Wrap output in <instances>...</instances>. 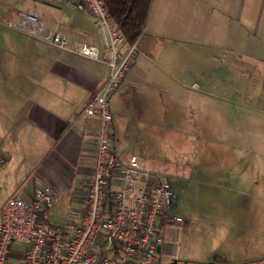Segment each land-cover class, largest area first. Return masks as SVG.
<instances>
[{
  "label": "crops",
  "instance_id": "crops-1",
  "mask_svg": "<svg viewBox=\"0 0 264 264\" xmlns=\"http://www.w3.org/2000/svg\"><path fill=\"white\" fill-rule=\"evenodd\" d=\"M17 13L5 12L3 20ZM73 27L90 39L62 30L70 44H93L103 55L94 21L77 18ZM22 35L0 28V208L14 194L31 198L37 186L59 195L82 190L69 233L85 207L100 125L83 108L108 66ZM138 42L109 99L115 155L134 154L152 172L187 185L251 191L249 203L264 207V0H152ZM220 55L225 65L214 82ZM198 143L206 151L195 153ZM253 222L251 234H214L222 242L210 254L178 255L173 264H264V216L256 213ZM231 237L251 239L254 251L233 250L229 259Z\"/></svg>",
  "mask_w": 264,
  "mask_h": 264
},
{
  "label": "built area",
  "instance_id": "built-area-1",
  "mask_svg": "<svg viewBox=\"0 0 264 264\" xmlns=\"http://www.w3.org/2000/svg\"><path fill=\"white\" fill-rule=\"evenodd\" d=\"M75 6L93 16L103 39L102 56L96 45L70 44L56 22L34 10L18 12L5 25L30 39L108 66L103 84L83 108L84 113L100 120L85 207L80 222L68 233L49 221L59 192L37 186L29 199L12 195L0 208V264H9L12 250L20 253L19 264H159L161 255L173 256L176 249L175 240L166 235L178 228L171 219L183 220L166 213L174 197L168 175L152 172L134 154L121 159L112 150L109 99L139 51V38L131 44L125 42L104 0H79ZM14 242L25 246L13 248Z\"/></svg>",
  "mask_w": 264,
  "mask_h": 264
},
{
  "label": "rangeland",
  "instance_id": "rangeland-1",
  "mask_svg": "<svg viewBox=\"0 0 264 264\" xmlns=\"http://www.w3.org/2000/svg\"><path fill=\"white\" fill-rule=\"evenodd\" d=\"M79 0H0V28L7 30L13 34H18L15 30L10 29L4 23L3 13L5 12H22L27 10L36 11L44 19L56 22L60 29L69 36L80 39H90V34L74 30L77 18L83 17L89 21L93 16L87 11H79L76 9V3ZM23 36V35H22ZM27 38L26 36H23ZM40 43L47 44L43 41L35 40ZM49 45V44H47ZM51 46V45H50ZM55 48V47H54ZM219 62L214 63L219 73H215L211 80L217 82L219 80L220 71L224 68L225 57L220 55ZM1 68V64H0ZM184 85H189V79H181ZM234 143L228 145L230 151H234L236 146ZM196 144H192L195 147ZM198 149V150H197ZM195 153H202L206 150L198 148ZM184 151V150H182ZM170 185L175 193L171 203L166 206V213L169 217L181 216L182 221L171 219L177 230L173 229L166 232V235L176 242V249L172 252L173 256L161 255L159 264H168L174 262L178 255H189L191 257H204L213 251L215 247L222 242L216 240L214 234L233 233L235 234H251L254 229L253 218L256 213L264 216V207L258 208L253 206L251 201L253 192L251 191H232L229 189L207 190L204 183L201 184H185V178L181 179L176 176H168ZM184 183V184H183ZM84 192L82 190L65 192L59 195L58 200L53 204L49 212V221L52 224L62 227L64 230L73 228L78 221V211L82 207ZM245 199L246 204L238 205L236 200ZM234 201L229 202V201ZM263 211V213H262ZM76 212V214L74 213ZM243 218L244 224H239L238 220ZM249 219L251 222H249ZM229 259H233V250L238 253L248 255L254 251V243L248 239L242 244L236 237L228 238ZM264 241V240H263ZM25 243L14 242L13 248H24ZM224 245L223 247H225ZM226 246V247H227ZM264 248V243L262 245ZM19 252L11 251L9 264H19ZM234 254V253H233ZM242 255V256H243ZM241 257V256H240ZM247 257V256H246ZM19 261V262H18ZM259 262V261H252ZM181 264V263H178ZM189 264H196L192 261Z\"/></svg>",
  "mask_w": 264,
  "mask_h": 264
},
{
  "label": "trees",
  "instance_id": "trees-1",
  "mask_svg": "<svg viewBox=\"0 0 264 264\" xmlns=\"http://www.w3.org/2000/svg\"><path fill=\"white\" fill-rule=\"evenodd\" d=\"M111 20L125 36V42L136 41L146 24L152 0H104Z\"/></svg>",
  "mask_w": 264,
  "mask_h": 264
},
{
  "label": "flooded vegetation",
  "instance_id": "flooded-vegetation-1",
  "mask_svg": "<svg viewBox=\"0 0 264 264\" xmlns=\"http://www.w3.org/2000/svg\"><path fill=\"white\" fill-rule=\"evenodd\" d=\"M170 264H173V262L170 261Z\"/></svg>",
  "mask_w": 264,
  "mask_h": 264
}]
</instances>
